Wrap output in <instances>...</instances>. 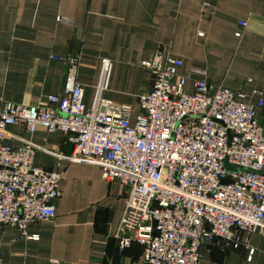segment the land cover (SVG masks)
Segmentation results:
<instances>
[{"label":"built area","instance_id":"obj_1","mask_svg":"<svg viewBox=\"0 0 264 264\" xmlns=\"http://www.w3.org/2000/svg\"><path fill=\"white\" fill-rule=\"evenodd\" d=\"M67 64L61 92L47 95L44 105L0 107V226H15L21 236L37 240L29 226L55 216L62 172L34 163L31 143L5 142L6 127L23 124L30 133L37 126L61 132L73 145L71 160L97 163L102 178L121 184L124 208L113 235L120 253L137 242L145 264H198L202 244L237 248L254 231L264 235L259 90L246 94L211 85L206 69L183 72L179 57L157 50L140 63L152 82L138 94L132 117L129 104L104 96L110 59H100L89 105L75 59ZM225 160L242 169L229 170ZM252 253L248 247L246 260Z\"/></svg>","mask_w":264,"mask_h":264},{"label":"crops","instance_id":"obj_2","mask_svg":"<svg viewBox=\"0 0 264 264\" xmlns=\"http://www.w3.org/2000/svg\"><path fill=\"white\" fill-rule=\"evenodd\" d=\"M157 50L179 57L183 72L206 69L211 85L259 90L264 98V0H0V107L44 105L61 92L69 59L89 105L105 57L112 69L104 96L129 104L133 117L138 94L152 82L140 63ZM256 114L264 133V112ZM5 142L31 143L34 163L62 176L54 218L29 226L37 240L0 226V264H145L137 242L118 251L113 235L125 192L117 180L102 178L97 163L71 160L73 145L59 131L8 125ZM245 245L202 244L198 264H264V235L250 233Z\"/></svg>","mask_w":264,"mask_h":264},{"label":"water","instance_id":"obj_3","mask_svg":"<svg viewBox=\"0 0 264 264\" xmlns=\"http://www.w3.org/2000/svg\"><path fill=\"white\" fill-rule=\"evenodd\" d=\"M225 164L228 169L233 170V171H239L240 169H242L240 165H232L227 162Z\"/></svg>","mask_w":264,"mask_h":264},{"label":"rangeland","instance_id":"obj_4","mask_svg":"<svg viewBox=\"0 0 264 264\" xmlns=\"http://www.w3.org/2000/svg\"><path fill=\"white\" fill-rule=\"evenodd\" d=\"M227 161L225 160V162L224 163H226ZM230 164V163H229ZM225 167H226V164H225ZM227 168V167H226ZM230 170V169H229Z\"/></svg>","mask_w":264,"mask_h":264}]
</instances>
